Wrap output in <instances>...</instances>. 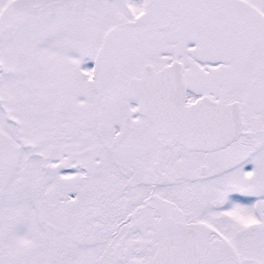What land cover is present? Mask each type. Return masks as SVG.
I'll list each match as a JSON object with an SVG mask.
<instances>
[{
  "label": "snow or ice",
  "instance_id": "1",
  "mask_svg": "<svg viewBox=\"0 0 264 264\" xmlns=\"http://www.w3.org/2000/svg\"><path fill=\"white\" fill-rule=\"evenodd\" d=\"M0 264H264V0H0Z\"/></svg>",
  "mask_w": 264,
  "mask_h": 264
}]
</instances>
